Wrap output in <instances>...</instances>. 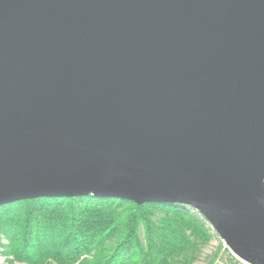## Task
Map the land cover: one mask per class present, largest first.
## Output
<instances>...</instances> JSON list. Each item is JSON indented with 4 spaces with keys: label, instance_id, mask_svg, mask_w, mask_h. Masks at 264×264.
Returning a JSON list of instances; mask_svg holds the SVG:
<instances>
[{
    "label": "water",
    "instance_id": "1",
    "mask_svg": "<svg viewBox=\"0 0 264 264\" xmlns=\"http://www.w3.org/2000/svg\"><path fill=\"white\" fill-rule=\"evenodd\" d=\"M89 194L264 264V0H0V205Z\"/></svg>",
    "mask_w": 264,
    "mask_h": 264
},
{
    "label": "trees",
    "instance_id": "2",
    "mask_svg": "<svg viewBox=\"0 0 264 264\" xmlns=\"http://www.w3.org/2000/svg\"><path fill=\"white\" fill-rule=\"evenodd\" d=\"M208 225L189 205L93 194L0 205L5 252L24 264H177L190 243L211 238Z\"/></svg>",
    "mask_w": 264,
    "mask_h": 264
},
{
    "label": "rangeland",
    "instance_id": "3",
    "mask_svg": "<svg viewBox=\"0 0 264 264\" xmlns=\"http://www.w3.org/2000/svg\"><path fill=\"white\" fill-rule=\"evenodd\" d=\"M142 228V227H141ZM211 233V238L206 243H190L184 250V253L176 256L177 264H216L219 259L232 262V257L228 250L225 248L224 243L221 241L220 235L209 223L207 227ZM145 230H141V236L145 239ZM0 241L3 246L0 245V264H24L14 258L13 255L7 254L5 251L9 244V239L3 234H0ZM109 246H113L114 241L106 243ZM92 257L90 256V259Z\"/></svg>",
    "mask_w": 264,
    "mask_h": 264
},
{
    "label": "built area",
    "instance_id": "4",
    "mask_svg": "<svg viewBox=\"0 0 264 264\" xmlns=\"http://www.w3.org/2000/svg\"><path fill=\"white\" fill-rule=\"evenodd\" d=\"M212 226V225H211ZM222 243H224L225 248L228 250V253H230V256L233 258L232 262H228L222 259H219L216 264H251L250 262L244 260L240 256H238L235 252L232 251L230 246L227 244V242L221 237Z\"/></svg>",
    "mask_w": 264,
    "mask_h": 264
}]
</instances>
